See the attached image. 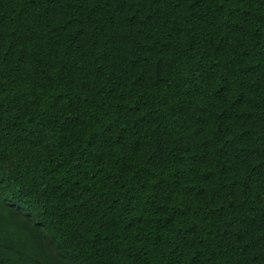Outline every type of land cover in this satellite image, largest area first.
Returning a JSON list of instances; mask_svg holds the SVG:
<instances>
[{
    "label": "trees",
    "instance_id": "obj_1",
    "mask_svg": "<svg viewBox=\"0 0 264 264\" xmlns=\"http://www.w3.org/2000/svg\"><path fill=\"white\" fill-rule=\"evenodd\" d=\"M0 264H264V0H0Z\"/></svg>",
    "mask_w": 264,
    "mask_h": 264
}]
</instances>
